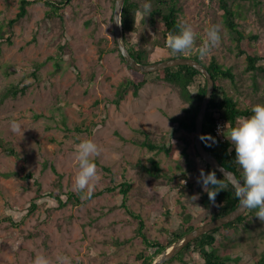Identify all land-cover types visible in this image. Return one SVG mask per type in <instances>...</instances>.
Wrapping results in <instances>:
<instances>
[{
	"label": "rangeland",
	"instance_id": "1",
	"mask_svg": "<svg viewBox=\"0 0 264 264\" xmlns=\"http://www.w3.org/2000/svg\"><path fill=\"white\" fill-rule=\"evenodd\" d=\"M20 1L0 0V29L6 31L1 40L0 91L12 85L25 88L0 104V137L26 159L27 170L41 181L42 189L58 188L61 180L63 190L76 191L75 145L91 139L100 148L92 159L108 166L120 179L132 178L134 186L128 203L145 218L152 236L165 233L163 227L177 226L179 197L191 211L203 210V205L196 201L203 188L198 178L205 167L200 158L198 171L189 173L187 179L193 183V188L187 191L193 190L196 199L182 196L167 184H155L151 177L138 175L136 163L151 165V157L159 159L169 175L180 171L182 143L170 157L164 151L141 146L138 139L144 138L142 129L152 131L159 143L179 136L182 129L172 117L183 114L186 93L181 94L179 87L158 81L156 72H149L146 73L148 81L138 95L130 90L119 105L114 102L118 85L131 75L128 63L114 49L115 0H66L61 4L62 19L58 15L46 18L48 5L36 0L28 6L26 17L9 26L8 21L20 9ZM183 2L187 9L182 13L183 21L191 24L196 32L193 48L184 54H197L207 29L218 24L221 41L203 59L208 62L211 55H216L225 67H233L241 92L231 83L229 86L241 104L245 105L246 96L256 104L263 103L264 77L258 74L255 82L252 73L244 70L245 56L231 51L229 46L234 45V40L218 2ZM234 7L242 12L237 19L245 33L258 35L252 40L251 48L257 53L263 52L264 0H241ZM141 32L140 28L137 33L128 34V38L138 41ZM167 54L157 47L151 56L157 61ZM260 63L264 65V60ZM199 83H204L203 76L191 85V91L195 93ZM96 100L98 106L93 111L86 110ZM13 120L19 125L15 130L11 127ZM17 171L16 161L0 149V264H31L41 252L52 264H56L58 254L70 257L71 264L136 263L135 255L145 245L135 236L136 224L120 204L119 196L105 189L109 178L100 168L97 167L99 178L93 185L96 194L85 202L59 207L53 200L46 201L49 196H44L37 200L38 206L31 212L36 187ZM10 216L16 223L7 222ZM261 225L264 227L262 220ZM217 236L222 237L220 232ZM250 243V246H240L246 249L240 263L249 262L254 253L260 254L264 235ZM190 258L189 252L184 255V259ZM166 264L184 263L175 259Z\"/></svg>",
	"mask_w": 264,
	"mask_h": 264
},
{
	"label": "trees",
	"instance_id": "2",
	"mask_svg": "<svg viewBox=\"0 0 264 264\" xmlns=\"http://www.w3.org/2000/svg\"><path fill=\"white\" fill-rule=\"evenodd\" d=\"M32 1L36 0L20 1V9L16 16L8 21L9 26L14 25L22 18L26 17L28 6ZM37 1L44 2L48 5L49 9L46 11V18H52L57 15L61 19L63 18L60 10L63 8L61 4L66 0H61L60 2L55 0ZM216 1L218 2L219 8L223 10L224 23L234 40V45H230L229 47L231 51H235L238 56H245L246 66L244 70L245 72L252 73L256 82L258 74H261L264 77V65L260 63L261 60H264V51L259 53L255 52L251 48V42L252 40L257 39L258 35H247L240 27V22L237 18L241 17L240 15H242V12H238L234 7V4L241 0ZM143 3H145V0H126L122 12V24L125 39L132 55L140 62H153L156 61V59L152 58V52L157 47H160L166 50L168 54L157 60L187 55L198 59L208 66L215 80V89L204 119L203 134H210L211 137H214V141L208 140L206 142L203 140V143L207 149L217 156L224 166L234 170L239 179L243 181L242 169L235 160V150L231 147V142L227 139V129L226 140L220 141L215 136V127L217 120L220 118H225L228 121L226 125L227 128L234 125L237 122L238 117L251 115V108L256 102L254 100L250 101L248 99L249 97L246 96L244 98L245 105L241 104L240 98L236 96V93L229 86L231 83V85L235 86L237 92H241L240 87L238 86L237 73L234 71L233 67H225L216 55H211L210 61L207 62L198 54H184V52L173 53L171 49L168 48L166 44L168 34L170 32L179 31L178 26L184 23L182 13L187 9L183 0H151L150 12L144 11L142 7ZM140 13L142 15L138 20ZM140 28L142 32L140 33L138 41H131L128 38V34L137 33ZM5 35L6 31L0 29V50L1 40ZM10 38L11 37L9 36L8 39ZM114 49L119 51L116 40ZM103 52L104 51L101 49L100 57L103 56ZM119 54L122 59L126 61L120 51ZM128 67L131 75L126 76L118 85L116 97L114 99V102L118 105L130 90H132L135 96L138 95L139 90L148 81L145 72L135 70L129 65ZM36 72L37 71H34V74H36ZM155 72L157 73L158 81L173 86L174 88L179 87L181 94L183 91L186 93L183 97V101L186 104L185 107H183V114L172 117L173 121H175L182 129V133L176 138L168 137L166 141L159 143L154 140V134L152 131L142 129L141 132L144 134V138L138 139V143H140L141 146L149 147L158 152L164 151L170 157L173 156L177 145L182 143V161L179 163L180 171L174 175H169L164 171L160 160L156 157H151V165L138 161L136 163L138 175L144 178L151 177V180L154 179V181L157 182L155 184H167L170 187L177 189L182 196L189 195L188 198L194 199L193 190H189V192L187 191L188 188H193V183L187 179L189 173L198 171V158H200L205 164L203 169L205 174L215 171L217 178L221 179L226 184V187L216 194L215 203L209 199L207 191H205L204 188H201V197L196 199V201H199L204 208L197 213L191 211L185 200L182 201L181 197H179L178 204L180 206H177L176 212L178 218L177 226L163 227L165 233L160 236H152L147 229L145 218L139 212L134 211L128 203L134 186L132 178L124 176L120 179L118 174L111 172V169L108 166L101 164L98 160H94L97 167L100 168L104 175L109 178L107 180L108 185L105 189L119 196L120 204L126 207L132 215L131 220L136 224L135 236L139 242L145 245V249L136 253L135 264H151L155 257L174 241L181 238L195 227L228 213L240 203L239 198L235 194L234 185L228 181L222 173L214 169L209 163H206L200 157L196 148L195 119L207 89V80L205 76L198 69L183 64L165 67ZM199 76L204 77V83H199V87L194 93L191 91V85L196 83ZM227 80L229 81L226 82ZM20 91L24 92L25 88L23 87L20 89L13 85L6 88L4 91H0V104L8 96L17 95ZM190 91L192 92L191 95ZM98 104L99 101L96 100L92 107H89L86 110L93 111ZM0 149L7 152L12 159L16 161L18 164L17 174L24 179L30 180L36 187L34 199L36 201H33L29 212L38 206L37 200H40L44 196H49L50 199L46 201L50 202L53 200L59 207L66 206L70 202L78 204L86 201V199L81 198L80 193L74 190H63L61 187V180H58V188L44 191L42 189L41 181L34 177L32 172L27 170L26 159L18 154V152L12 146L8 145V143L1 137ZM59 176L61 177V175ZM185 179L186 183L183 182ZM211 187L216 186H210V188ZM95 194L96 192H92L91 197ZM91 197H88L87 199ZM52 207L53 206H49L48 208ZM180 207L182 208L179 209ZM168 211L169 209L167 208V212ZM256 212L257 209H248L245 214L241 215L236 220L202 234L192 240L177 255L167 262L178 259L184 264H264V248L259 255L254 253L249 262L240 263L241 259L246 254V249L240 248L244 245L250 246L252 240H255L258 236L262 237L264 235V227L261 225V219L256 216ZM1 222L2 220H0V223ZM7 222L16 223L11 216ZM262 222L264 223V221ZM218 232H220L222 237L220 236L219 238L217 236ZM151 248H155L154 251H151ZM188 252L191 254L190 260L184 259V255Z\"/></svg>",
	"mask_w": 264,
	"mask_h": 264
},
{
	"label": "clouds",
	"instance_id": "3",
	"mask_svg": "<svg viewBox=\"0 0 264 264\" xmlns=\"http://www.w3.org/2000/svg\"><path fill=\"white\" fill-rule=\"evenodd\" d=\"M142 7L144 11L150 12L151 0H145ZM178 27L179 31L168 34L166 44L173 53L190 51L196 40V32L187 22ZM220 41V26L213 24L207 29V36L199 46L197 54L202 58L209 55L212 48ZM11 127L15 130L19 125L13 120ZM218 130L222 131L219 126ZM200 138L206 142L214 141V137L210 134H203ZM227 139L231 142V147L235 150V160L242 169L243 182L234 186L235 194L245 208L257 209L256 216L264 221V103L253 105L251 115L238 117L237 122L227 128ZM99 152L100 148L91 139L81 140L75 145L78 171L74 176V188L81 194L82 199L91 197L93 185L99 178L97 165L92 159ZM198 180L213 203L216 194L226 187V184L217 178L215 171L205 174L201 169ZM210 186L216 187L210 188ZM31 264H52V262L41 252L33 258ZM56 264H71V259L67 255L58 254Z\"/></svg>",
	"mask_w": 264,
	"mask_h": 264
},
{
	"label": "water",
	"instance_id": "4",
	"mask_svg": "<svg viewBox=\"0 0 264 264\" xmlns=\"http://www.w3.org/2000/svg\"><path fill=\"white\" fill-rule=\"evenodd\" d=\"M125 1L126 0H115L113 12V29L114 37L118 45L119 51L124 56L126 62L135 70L143 71L145 73L155 72L162 68L175 65H190L198 69L205 76L207 80V89L195 119V144L197 151L200 157L206 163H209L214 169L222 173L226 177V179L230 181L234 186L239 183H242L243 181L239 179L236 172L224 166L217 158V156L205 147L203 140L200 138L201 135H203L204 119L215 89V80L208 66L205 63L199 61L198 59L187 55L169 57L148 63L138 61L132 55L125 39L122 24V12ZM247 210V208H245L239 203L234 209H232L228 213L218 216L211 221L205 222L195 227L194 229L183 235L181 238L177 239L172 244L167 246L164 251H162L155 257L151 264H163L164 262L170 260L175 255H177L186 245H188L195 238L201 236L202 234L212 229H215L217 227H220L224 224L236 220L238 217L245 214Z\"/></svg>",
	"mask_w": 264,
	"mask_h": 264
},
{
	"label": "built area",
	"instance_id": "5",
	"mask_svg": "<svg viewBox=\"0 0 264 264\" xmlns=\"http://www.w3.org/2000/svg\"><path fill=\"white\" fill-rule=\"evenodd\" d=\"M227 120L225 118H220L216 122V127H215V136L217 139L220 141H225L226 140V125H227ZM218 126L222 129V131L218 130ZM225 127V128H224ZM224 128V129H223Z\"/></svg>",
	"mask_w": 264,
	"mask_h": 264
}]
</instances>
